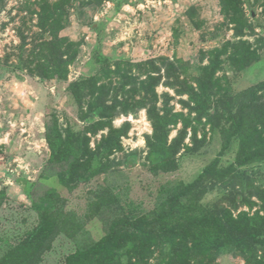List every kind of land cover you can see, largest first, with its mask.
I'll return each mask as SVG.
<instances>
[{
  "label": "rangeland",
  "instance_id": "374dc122",
  "mask_svg": "<svg viewBox=\"0 0 264 264\" xmlns=\"http://www.w3.org/2000/svg\"><path fill=\"white\" fill-rule=\"evenodd\" d=\"M55 1L0 0V190L6 194L0 209V258L39 223L28 197L36 184L58 192L60 217L73 222L48 238L39 264H65L69 255L88 249L104 237L115 218L133 219L156 212L175 187L193 182L213 160L219 161L221 169L233 167L244 178L227 176L225 183L208 190L201 203L206 208L228 209L234 218L245 213L264 231V201L260 199L264 194V161L255 159L239 165L238 138L226 147L220 130L194 123L197 139L189 128L175 155V171L153 173L156 155L146 144L153 127L145 109L112 117L111 127L87 134L90 151H95L94 167L101 166L102 158L110 151L99 147L102 138L109 137L113 143L115 149L104 173L81 183L72 192L61 186L57 178L45 180L42 176L49 156L45 134L51 114L78 133L94 122L87 117L85 107L79 111L76 95L70 93L69 86L97 74L100 61L138 63L167 57L179 62L178 81L191 84L193 78L202 77L216 82L214 90H220L222 95L237 94L264 81V0L239 1L243 14L239 23L251 29L238 38L235 29L242 24L231 22L233 14H223L220 0H105L99 6L68 0L70 4L61 5L57 12L66 23L52 36L43 28L51 24L47 17L51 14L49 6L53 11ZM43 39H53L57 47L52 46L53 51L66 49L59 40L74 43V61L67 66L64 79L38 77L41 69L36 70V65L45 63L43 58L27 66ZM239 40L247 42L251 52L257 54V60L245 68H241L243 55L237 59L232 56L231 44ZM120 82L118 78L107 81L110 88ZM142 97L136 94L135 102ZM147 98L148 102L153 101L159 116L171 111L194 118V104L186 105L187 95L166 87L165 80ZM80 112L82 119L78 117ZM181 129V125L167 128V144ZM98 204V208H93ZM260 238L264 239V234ZM161 259L159 250L148 264H159ZM251 261L248 254L232 250L203 264Z\"/></svg>",
  "mask_w": 264,
  "mask_h": 264
},
{
  "label": "trees",
  "instance_id": "16d2710c",
  "mask_svg": "<svg viewBox=\"0 0 264 264\" xmlns=\"http://www.w3.org/2000/svg\"><path fill=\"white\" fill-rule=\"evenodd\" d=\"M103 1L105 0H80L79 4L99 6ZM239 1L220 0L223 14L227 17L233 14L231 22L238 26L243 21ZM66 3L70 4L68 0L53 2V11L49 6L51 14L47 21L51 24L43 28V31L55 36L63 27L62 23H66V19L57 12ZM243 25L235 29V38L251 29ZM59 42L67 46L63 52L52 50V46L57 48L53 39H43L40 47L38 45L39 51L31 54L28 67L41 58L45 60V63L39 62L36 65V70L41 69L36 74L38 77H66L67 66L74 61L72 52L75 48L74 43H68L66 39ZM231 47L233 57L237 59L244 56L245 62L241 68L257 60L256 52H251L247 42L239 40L232 43ZM100 63L101 68L97 74L69 86L70 93L76 95L75 102L79 111L83 112L85 107L87 117L94 122L85 126L81 133L60 124L54 113L46 123L45 140L49 156L42 173L45 180L57 178L61 186L72 192L81 183H87L107 171V163L115 149L111 139L103 137L100 141L99 147L109 148L110 151L102 158L101 166L94 167L95 151H90L87 134L95 133L99 128L111 127L112 117L127 116L143 109L146 110L153 127V133L146 140L148 149L154 150L156 155V161L152 163L153 173L175 171V155L189 128H192V137L197 139V133L193 130L194 123L220 130L225 136L226 147L235 137L238 138L241 143L237 155L239 165L255 159L264 161V81L237 94L222 95L218 88L219 91L214 90L217 87L216 82L210 83L202 77L193 78L191 84L178 81L179 62L167 57L138 63L123 60L110 63L105 59ZM111 78H118L122 82L110 88L107 81L112 80ZM161 80H165L166 87L179 95H187L186 105L194 104V118L191 119V115L184 113L173 114L171 111H166L163 116L156 114L153 101L148 102L147 97L150 92L154 93ZM82 89L85 90L84 94ZM136 94L143 95L138 102L134 99ZM81 112L78 116L80 119ZM178 125L182 129L167 144V128ZM232 174L236 178H244L233 167L221 169L219 161L213 160L193 182L181 183L175 187L156 212L133 219L127 216L115 218L104 237L88 249L69 255L65 264H148L159 250L162 253L159 264H203L204 261L211 263L223 251L232 250L248 254L252 258L251 264H264V239L260 238L264 231L254 219L245 213L234 218L228 209L206 208L201 203L208 190H212L219 183H225L227 176L232 177ZM28 197L39 223L0 258V264H39L48 247V238L51 239L64 225L73 223L68 217H60L61 197L54 188L36 184ZM110 197L111 200L114 199L113 195ZM5 198V192L0 190V209ZM260 199L264 201V194L260 195ZM99 205H94L93 208H98Z\"/></svg>",
  "mask_w": 264,
  "mask_h": 264
}]
</instances>
